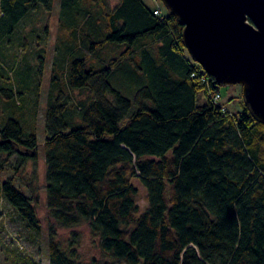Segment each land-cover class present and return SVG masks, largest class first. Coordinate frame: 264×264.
<instances>
[{
  "label": "trees",
  "instance_id": "trees-1",
  "mask_svg": "<svg viewBox=\"0 0 264 264\" xmlns=\"http://www.w3.org/2000/svg\"><path fill=\"white\" fill-rule=\"evenodd\" d=\"M84 1L62 0L65 32L47 103V207L56 227L87 225L109 258L102 264H264V126L244 102L230 114L214 101L220 88L190 57L184 27L169 11L144 0L113 8L90 0L92 9L82 10ZM54 2L0 0V44ZM24 110L0 128L8 157L0 176L14 155L16 171L37 162ZM16 178L1 196L39 235L38 197H27ZM56 227L50 264H86L77 249L61 247Z\"/></svg>",
  "mask_w": 264,
  "mask_h": 264
},
{
  "label": "rangeland",
  "instance_id": "rangeland-1",
  "mask_svg": "<svg viewBox=\"0 0 264 264\" xmlns=\"http://www.w3.org/2000/svg\"><path fill=\"white\" fill-rule=\"evenodd\" d=\"M107 1L109 7L113 8L120 0ZM144 1L152 10L168 11L162 0ZM61 4L62 0H55L52 12H46L44 9L37 12L24 21L14 35H7L0 44V128L5 126L8 120L17 118V111L25 109L23 119L26 126L32 125L31 132L36 134L39 145L37 162L29 161L24 168L16 171L20 158L14 155L10 158L6 171L0 176V264H50L49 230L51 226L56 225L47 207L45 141L48 136L47 103L55 69V48L59 37L62 38L61 34L65 32L60 28ZM88 4L90 0L84 1L81 9L85 6L87 10H91L92 7ZM67 32L70 33V30ZM116 47L118 52L126 49V46ZM113 54L115 52L110 50L109 55ZM96 55L101 66L105 58L102 49H98ZM59 57L62 59V56ZM58 75L63 83L66 76L63 69ZM128 79L130 80L128 75H125L124 80L129 83ZM118 80H121L120 77ZM111 82L116 89L119 88L114 83V78ZM120 91L132 99V96H128L129 93ZM6 94L10 97H6ZM73 96L77 100L86 99L85 94L78 92L73 93ZM219 97L218 104L224 106L230 114L241 110L244 102L242 87H221ZM6 158V155L0 154V161ZM12 177H17L15 186L27 197H38L36 211L42 227L39 235L30 231L16 210L1 196L2 185ZM56 228L61 247L77 249L82 262L91 264L95 260L102 264L109 261L101 251L100 241L91 234L87 225L76 229ZM73 233L78 234L75 240Z\"/></svg>",
  "mask_w": 264,
  "mask_h": 264
},
{
  "label": "water",
  "instance_id": "water-1",
  "mask_svg": "<svg viewBox=\"0 0 264 264\" xmlns=\"http://www.w3.org/2000/svg\"><path fill=\"white\" fill-rule=\"evenodd\" d=\"M192 60L217 86H240L264 126V0H162Z\"/></svg>",
  "mask_w": 264,
  "mask_h": 264
},
{
  "label": "built area",
  "instance_id": "built-area-1",
  "mask_svg": "<svg viewBox=\"0 0 264 264\" xmlns=\"http://www.w3.org/2000/svg\"><path fill=\"white\" fill-rule=\"evenodd\" d=\"M155 14L158 15L159 12L156 11ZM214 101H215V102H219V101H220V97H219V95H217L216 97H214Z\"/></svg>",
  "mask_w": 264,
  "mask_h": 264
}]
</instances>
